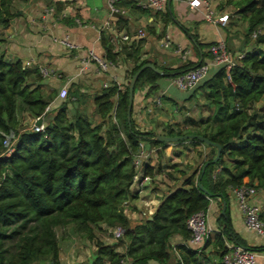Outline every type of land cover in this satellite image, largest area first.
Here are the masks:
<instances>
[{"label": "trees", "instance_id": "obj_1", "mask_svg": "<svg viewBox=\"0 0 264 264\" xmlns=\"http://www.w3.org/2000/svg\"><path fill=\"white\" fill-rule=\"evenodd\" d=\"M13 1L0 0L1 28H7L18 16L12 8ZM58 4L54 3L57 12ZM124 4L129 7L132 2ZM226 5H234L247 21L246 43L253 33L255 36L253 31L259 30L252 39V48L234 53L243 56L230 69V80L226 79L225 68L218 66L189 91L190 95L202 91L209 101L211 114L205 120L186 119L188 129L169 126L164 133L201 135L220 145V157L212 163L216 148L205 144L210 156L202 163L197 179L193 180V175L186 177L162 197L150 218L135 224L126 215L124 205L138 198V190L132 187L137 175L135 157L141 144L162 147L166 142L159 141L153 131L140 130L135 125L133 105L128 123L129 81L121 86L110 83L91 98L98 116L95 123L78 107L86 96L73 84L60 105L44 113L58 99L55 89L45 83L37 65L25 66L22 60L12 61L0 53V264H61L56 227L68 225L94 243V257L87 264H208L201 256L202 250L190 248L185 242L190 236L188 217L205 211L211 200L219 204L218 230L212 237L210 233L204 244L214 250L220 264L228 244L257 253L264 251V245H244L232 228L228 207L231 186L246 184L264 190V106H256L264 97V0H227ZM163 17L165 22L172 21L171 8ZM125 22L117 20L118 24ZM147 32L156 34L154 27H147ZM116 39L101 33L104 57L113 65L121 58L134 62L128 80L142 65L152 63L149 59L139 60L143 39L131 44L120 39L119 49ZM186 62L174 69L178 71L176 75L204 63ZM153 63L164 75L168 73L166 67ZM164 75L143 70L134 95L148 86V96ZM71 103L75 111L69 119ZM22 113L32 118L44 114V129L20 127ZM41 122L39 119L36 123ZM11 131L17 139L13 151L4 156L2 140ZM145 165V178L161 169ZM217 168L220 174L215 173ZM223 203L226 207L222 214ZM260 218L264 221V213ZM100 224L120 227L121 237L109 243L98 240L94 228ZM176 236L183 242H171ZM121 246L122 252L118 251Z\"/></svg>", "mask_w": 264, "mask_h": 264}, {"label": "crops", "instance_id": "obj_2", "mask_svg": "<svg viewBox=\"0 0 264 264\" xmlns=\"http://www.w3.org/2000/svg\"><path fill=\"white\" fill-rule=\"evenodd\" d=\"M126 1L132 2V5L125 6ZM208 1L210 7L219 14H229L227 10H221L222 8L219 7L223 0ZM56 2L59 3L60 10L57 12L55 9L52 16L44 18V12L54 7ZM145 2L146 0H118L115 4L118 12L112 13L108 8V0H14L12 8L18 16L11 20L7 28L0 27V53L12 61L16 59L22 60L23 63L31 61L55 70L56 76L45 79V82L55 89L57 94L62 87H67L69 90L73 84L79 87L80 92L86 97L91 98L110 83L114 82L120 86L125 84L134 67V62L121 58L116 65L105 72L101 71L95 63H90L86 68L81 69V59L87 56L88 51L102 57L105 55L101 44V33L118 38L115 40L118 49L119 40L125 34L132 37L134 35L127 44L143 39L140 44L139 60L149 59L158 66L166 67L168 73L166 75L163 73L164 79L161 78L156 90L148 96H146L148 86L135 93L132 118L138 127L147 128V130L156 129L158 124H155L154 120L157 118L151 114L157 111L160 105L164 107L165 102L170 104L171 97L177 99V102L172 101L173 103L185 104L190 96L189 91L171 88L170 80L178 73L174 69L183 64L174 52L176 46L189 52L187 62L203 61L210 63L211 70H215L218 66L212 63L208 52L209 46H205L206 44L222 40L225 41L228 49L235 53L248 49L250 42L246 43L247 22L242 20L241 14L229 15L227 22L222 25L203 19V10L190 7V0H171L163 11L144 8ZM170 8L173 19L165 22L163 16ZM120 18L126 20L124 25L117 23ZM147 27H154L156 34L148 33ZM139 29H143L145 35L137 39L135 35ZM160 33H163V36L158 37ZM164 35H168L171 42L168 48H164L161 44ZM64 37L78 45L79 49H69L66 45L59 43L58 40ZM250 37L253 38V36ZM184 92L185 99L177 98ZM159 96H161L160 103H157ZM58 100L62 99L58 98ZM163 124L165 125L166 121ZM169 191H166L164 195ZM164 195H161L160 199L156 195L150 199L158 206V202ZM254 201L258 204L260 212L264 213V190H258ZM228 207L232 228L244 245L247 247L264 245L262 239L246 227L232 194L228 196ZM208 208L209 213L210 211L213 214L219 213L218 200H211ZM216 218L217 216H213L215 226L209 225L211 237L218 230ZM172 241L175 244L183 242L179 236L174 237ZM210 248L205 247V249ZM256 254V263L264 264V251ZM59 260L61 264H64L61 250Z\"/></svg>", "mask_w": 264, "mask_h": 264}, {"label": "rangeland", "instance_id": "obj_3", "mask_svg": "<svg viewBox=\"0 0 264 264\" xmlns=\"http://www.w3.org/2000/svg\"><path fill=\"white\" fill-rule=\"evenodd\" d=\"M226 1L227 0H223V2L221 3V10H227L229 12V15L237 13L236 7L234 5H226ZM242 20L245 21L243 18ZM256 30L253 32L257 34L258 31L256 32ZM253 34L252 36L256 37V34L255 36ZM252 39L253 38L251 37L249 38V41L251 42L250 46H248L249 49L252 48ZM242 56L243 55L241 53V57ZM238 60L239 59L235 61V64ZM213 72L214 70L210 69L206 79L210 75H212ZM161 78L164 79L163 77H160L157 80V83H160V81L162 80ZM130 79L128 81H130ZM128 81H126V83ZM171 88L176 89V87L173 86L172 83ZM188 97L189 99L186 100L185 104L177 105L175 104L177 102V99L171 97V100L175 103L171 101L170 104H168L169 102L163 103L164 107H161L160 105V107H158L159 109L151 114L152 116H156L157 119L154 120V122L155 124H158V127L156 129L148 130L153 131V133L156 135L168 136L164 133L169 126H172L177 130H179L180 128L188 129L190 125L188 122H186V119L191 118L194 121L200 122L205 120V118L209 114H211V110L209 109V101L206 100V97L205 95H203L202 91L198 92V94L190 95ZM91 98L89 96L84 98V102L80 103L78 107L82 111H85L90 120L95 123L96 121H98V116L92 105ZM177 98L185 99V92L178 95ZM62 101L63 100L54 99L51 102V107L55 108L59 106ZM256 106H264V97H262V99L258 103H256ZM74 108L75 107L73 103H71L68 109L69 119L75 111ZM261 114L264 116V111H262ZM50 117L51 116L45 118V121ZM19 119L20 127H30L34 122V118L26 113L20 114ZM165 121L166 124L164 125L163 123ZM193 127L195 126L193 125ZM139 129L144 131L147 130V128L142 127H139ZM143 150L145 152L144 156L142 157L143 160L140 163H136L135 165L137 175L135 176L134 183L132 185L134 190H138V198L124 203V205L127 207L125 213L132 224L143 222L146 217L150 218V216L154 213L157 206L155 205V202L150 199L154 197V195H156V197L160 199L161 195H164L166 191H169L175 186L181 184V181L188 176L193 175V180H196L202 167V163L206 158H209L210 156V150L209 148L205 147V144L195 143L191 141V139L166 142L164 145H162V147H157L155 145L153 146L145 143ZM145 164H148L149 166L155 168H157V166H160L161 169L160 171H156V175H154L153 177L145 178L142 176L143 169L146 166ZM229 164L230 162L226 163V165ZM217 172L220 174L221 170L217 169L215 173ZM219 174L216 176V180L219 179ZM173 178H177L178 180H175L176 182H174ZM213 216H218V213L213 214L210 211V213L208 214V227L209 225L211 227L215 226ZM94 230L98 240H101L104 243L115 242L114 228H108L104 224H100L98 226H95ZM56 235L60 250L62 252L64 264H87L93 259V251L95 250L94 243L82 234L75 233L71 225L56 227ZM204 245L205 244L203 243V245L199 249L195 250H202L203 253H201V256L205 260L209 261L208 264H220L214 250L212 248L205 249ZM123 249L124 247L121 246L118 248V251L122 252ZM149 264L157 263L151 261Z\"/></svg>", "mask_w": 264, "mask_h": 264}, {"label": "built area", "instance_id": "obj_4", "mask_svg": "<svg viewBox=\"0 0 264 264\" xmlns=\"http://www.w3.org/2000/svg\"><path fill=\"white\" fill-rule=\"evenodd\" d=\"M118 0H108V8L110 12L117 13L118 9L116 8V2ZM169 0H146L143 4L144 8L152 9L155 11H163L168 4ZM190 7L202 9V17L206 21L214 24H222L224 25L228 18V13L219 14L215 11L214 8L210 7V3L208 0H190ZM55 13V8L50 7L44 12V18L47 16H52ZM77 21V20H76ZM78 22V21H77ZM259 32V30H258ZM145 32L143 29H139L135 37L142 38L144 37ZM134 37V35H133ZM132 36L125 34L122 36V41H130L133 39ZM59 43L66 45L69 49L78 50L79 46L75 43H71L67 37L58 40ZM161 44L164 48H168L171 46L170 39L168 35H164L161 40ZM174 52L178 55L181 61H186L188 59V51L180 46H176L174 48ZM208 52L211 55L212 63L215 66H223L225 68L226 79L230 80V69L234 66L235 61L241 58V53L234 54L232 53L225 41L219 40L212 45L209 46ZM95 63L97 67L105 72L110 67L113 66L105 57L99 56L92 51L87 52V56L81 59V69L86 68L88 64ZM25 66L37 65L42 76L47 79L53 76H56L55 70L35 63L31 61H27L23 63ZM211 69L210 63H202L198 66H195L179 75L172 77V84L177 89L181 91H190L194 89L202 80H204L209 70ZM68 94L67 87H62L58 93V98L64 99ZM161 96L158 97L157 103H160ZM52 109L51 104H49L44 113L49 112ZM44 115V114H43ZM43 115L34 118L33 124L30 128L36 131H42L44 129V119ZM42 119L40 124L36 122ZM17 139V135L13 131L4 135L2 143L5 147L4 156H8L14 149V143ZM141 150L135 157V165L136 163H140L143 159L145 152L143 150L144 146L140 145ZM148 178V177H147ZM229 192L234 197L239 211L243 217V221L246 227L256 233L264 243V221L260 218V208L258 204L254 201L255 196L257 195L258 190L254 186L240 184L237 186L229 187ZM208 214L209 208L205 211H198L187 219V228L190 232V236L188 240L185 242L190 248L199 249L205 240L210 235L211 231L208 227ZM114 236L115 239H118L122 235V229L120 227L114 228ZM257 252L246 249L240 245H230L228 244V250L223 254L221 262L222 264H257Z\"/></svg>", "mask_w": 264, "mask_h": 264}, {"label": "water", "instance_id": "obj_5", "mask_svg": "<svg viewBox=\"0 0 264 264\" xmlns=\"http://www.w3.org/2000/svg\"><path fill=\"white\" fill-rule=\"evenodd\" d=\"M171 0L168 1V4L170 3ZM151 69L153 70L155 73L163 75V71L161 69H159L158 67H156L153 63H145L144 65H142L131 77L130 81H129V101H128V107H127V120L128 123H130V114H131V109H132V105H133V97H134V87H135V83L137 81V78L139 76V74L145 70V69ZM159 141H163V142H175V141H179V140H186V139H196L198 141H201L202 143L206 144V145H210L216 148V155L214 157V159L212 160V163H215L221 154V147L218 144L212 143L211 141H209L208 139L204 138L201 135H196V134H185V135H180V136H165V135H157L156 137ZM199 188L204 192V193H208L206 191V189L202 186V184H199ZM225 207L226 204L223 203V208L221 213L223 214L225 211Z\"/></svg>", "mask_w": 264, "mask_h": 264}]
</instances>
